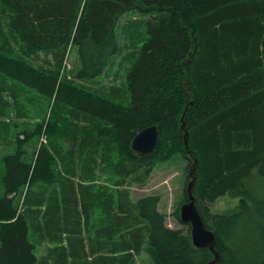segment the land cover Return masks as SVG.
Here are the masks:
<instances>
[{"label": "trees", "instance_id": "1", "mask_svg": "<svg viewBox=\"0 0 264 264\" xmlns=\"http://www.w3.org/2000/svg\"><path fill=\"white\" fill-rule=\"evenodd\" d=\"M167 151L192 156L218 264H264V0H0V264L212 261L103 180L145 185Z\"/></svg>", "mask_w": 264, "mask_h": 264}, {"label": "rangeland", "instance_id": "2", "mask_svg": "<svg viewBox=\"0 0 264 264\" xmlns=\"http://www.w3.org/2000/svg\"><path fill=\"white\" fill-rule=\"evenodd\" d=\"M76 60V51H73L71 55H69V60L67 61L68 68H73V62ZM125 64L124 66H126ZM115 70H119L120 74L123 76L124 71L119 67H116ZM106 81V77L103 78ZM112 80V79H110ZM105 84V83H104ZM20 130L28 129L32 127V123L34 119H22L19 121ZM182 129H184V124H182ZM20 130L18 132H20ZM17 132V133H18ZM31 142L38 143V147L45 146L48 144L47 137L43 138H34ZM189 152V151H188ZM192 157L189 153H176L173 152L169 154V151L158 153L151 160L152 162H156L152 173L146 179V184L140 185L136 183L135 185H124L121 188L114 185L116 183V179L113 178V175H107L103 178L105 183L109 187L110 191L116 190H125L130 193V197L132 202L135 204L138 200L143 198H147L150 196H157L160 198V201L157 205L159 212L165 214L167 216L166 225L168 228L172 230H180L183 234L188 235L191 234L192 228L189 224L183 223L181 220V208L184 205V202L188 199L187 187L189 183L193 180L190 176L191 172L194 170L193 165L194 162L189 159ZM150 164V163H149ZM2 163L0 164V173L4 172ZM105 174H113V172H105ZM195 178L194 187L197 183V179L194 176V172L192 173ZM193 187V190H194ZM192 190V192H193ZM194 195V192H193ZM195 198V196H194ZM185 202V203H186ZM205 207L210 210V213L214 215L226 213L238 206L239 199L228 197L219 198L212 203L205 201ZM195 205L196 198H195ZM198 209V207H197ZM179 210V211H177ZM179 213V218L176 213ZM198 212L200 213L199 209ZM201 215V213H200ZM101 217L100 213H97V219ZM204 220V219H203ZM205 222V221H204ZM207 225V224H206ZM191 229V232H190ZM192 238V235H191ZM43 248L39 250V254L43 252ZM212 254V253H211ZM213 255V254H212ZM214 257V256H213ZM134 264H153L150 257L146 254L140 259H136Z\"/></svg>", "mask_w": 264, "mask_h": 264}, {"label": "water", "instance_id": "3", "mask_svg": "<svg viewBox=\"0 0 264 264\" xmlns=\"http://www.w3.org/2000/svg\"><path fill=\"white\" fill-rule=\"evenodd\" d=\"M159 136L160 131L157 126H150L142 130L135 136L132 142L133 151L142 155L153 153L157 148ZM190 176L193 180L187 187L188 199L181 208V220L183 223L191 226L192 243L195 248L208 249L213 254L214 259L207 264H218L220 254L216 249V235L207 229L203 217L198 212L192 192L195 178L192 173Z\"/></svg>", "mask_w": 264, "mask_h": 264}]
</instances>
